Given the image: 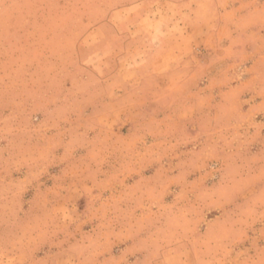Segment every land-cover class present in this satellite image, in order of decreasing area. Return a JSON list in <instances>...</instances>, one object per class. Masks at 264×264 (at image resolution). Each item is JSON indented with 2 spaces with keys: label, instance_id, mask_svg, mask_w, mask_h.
I'll list each match as a JSON object with an SVG mask.
<instances>
[{
  "label": "rangeland",
  "instance_id": "obj_1",
  "mask_svg": "<svg viewBox=\"0 0 264 264\" xmlns=\"http://www.w3.org/2000/svg\"><path fill=\"white\" fill-rule=\"evenodd\" d=\"M144 2L207 21L188 84L109 98L89 58ZM0 264H264V0H0Z\"/></svg>",
  "mask_w": 264,
  "mask_h": 264
},
{
  "label": "crops",
  "instance_id": "obj_2",
  "mask_svg": "<svg viewBox=\"0 0 264 264\" xmlns=\"http://www.w3.org/2000/svg\"><path fill=\"white\" fill-rule=\"evenodd\" d=\"M237 11L234 5V23ZM182 14L177 3L168 2L160 7L144 2L112 14L107 47L95 50L87 64L109 98H164L166 88L188 84L175 79L188 71L181 60L195 50L190 34L181 31H199L207 21L194 26Z\"/></svg>",
  "mask_w": 264,
  "mask_h": 264
}]
</instances>
